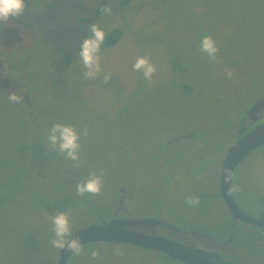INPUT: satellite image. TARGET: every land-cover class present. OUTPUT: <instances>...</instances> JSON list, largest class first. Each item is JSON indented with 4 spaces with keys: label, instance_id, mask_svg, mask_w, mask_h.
Wrapping results in <instances>:
<instances>
[{
    "label": "rangeland",
    "instance_id": "374dc122",
    "mask_svg": "<svg viewBox=\"0 0 264 264\" xmlns=\"http://www.w3.org/2000/svg\"><path fill=\"white\" fill-rule=\"evenodd\" d=\"M121 1L25 0L23 16L0 25V264L57 263L52 215L67 213L72 232L87 226L114 205L120 184L135 183L142 215L157 217L156 202L169 191L171 201L162 206L167 221L218 226L227 214L221 198L209 196L220 193L226 155L264 95V0ZM103 3L110 12L82 22ZM93 24L105 35L116 29L123 34L100 51L101 71L87 79L78 53ZM205 36L219 49L215 61L199 49ZM138 57L155 65L150 81L134 71ZM13 91L22 103L8 100ZM55 123L80 133V166L70 172L55 168L50 156L55 151L47 135ZM190 132L197 134L191 142L166 144ZM200 143L203 149L192 158L202 157L196 171L204 176L186 177L182 187L179 177L173 191L162 178H171L179 157ZM72 168L84 173L82 182L93 172L100 175V194L77 195L81 179ZM233 181L237 203L264 219V145L245 158ZM233 226L229 237L243 245L241 251L222 249L226 259L264 264V233ZM92 250L98 258H91ZM67 264L181 263L122 243H91Z\"/></svg>",
    "mask_w": 264,
    "mask_h": 264
},
{
    "label": "flooded vegetation",
    "instance_id": "af4514ba",
    "mask_svg": "<svg viewBox=\"0 0 264 264\" xmlns=\"http://www.w3.org/2000/svg\"><path fill=\"white\" fill-rule=\"evenodd\" d=\"M92 17H90V18H92ZM84 20H88V19H84ZM82 22H84L87 25V23L85 21L82 20ZM116 30H118V29H116ZM112 31H114V30H112ZM108 33H106V34H108ZM85 37H87V35ZM85 37H83V38H85ZM262 98H264V95L261 96V98L257 99V101L253 104L252 108L250 109V111L248 113L249 120H248V122H246L245 124H243L241 126V128L237 134V140H236L235 144L240 139L246 137L251 132H253L257 128L261 127L262 125H264V107L257 115H255V119H253V116L251 115L252 109L257 104V102ZM196 135L197 134H195L194 132H190L189 134H185L182 136L180 135L179 137L177 136L176 138L169 140L168 143L166 142V144L169 145V143L172 144L174 142H180L183 138H185L189 142H191L192 140L195 139ZM202 143H200L199 145L198 144H191V146L189 148L191 151H187L185 154H183L179 157V161L181 162L180 169L177 170L176 167H174L172 170V173H171V178L167 177L166 180L164 178H162V182H169L170 188L173 191H176L174 181H176V179L179 177L184 178L180 182V185L182 187V185L185 182H188L186 180V177H198V179H200V177L204 176V173L200 174L196 171V169L198 167H201V165L199 163H200L202 157H200L198 160H196V159L194 160V158H192V156L194 155L195 152L203 149ZM44 147L46 148V146H44ZM58 154L59 153L56 151H55V153H50L51 158L54 160L53 161L54 164H56V165H54L55 168H58V166H59V167L63 168L65 171L70 172L68 169H71V167H74V164L72 165L69 160H65L61 156V154L60 155H58ZM249 155H247L245 158H247ZM157 158L158 157H155V159H157ZM245 158H244V160H245ZM151 165L154 166V162H151ZM223 167H224V165H223ZM74 168H72V169L79 175V178L81 179V182H82V179L84 177V173L82 171H80V172L76 171ZM221 178H222V176H221ZM233 180H234V177H233ZM182 182H183V184H182ZM220 186H221V179H220ZM122 187H123V185L120 184L118 190L115 192V195L113 196V198L115 200L114 205L109 206L108 209H105V212L99 216L100 220H93L89 223V225H93V224L106 225V224H110L112 222H116V225L119 226L120 228H124L126 230L131 231V232H136L139 234L148 235V236H152V237H162V238L169 240L173 243H177L180 248H183L185 250L188 249L189 251L194 252L197 255H201V256H203L209 260L215 261L219 264H231L226 259L224 253L222 252V249L226 248V249H231V250L234 249V250L241 251V246L243 245L241 240H239L238 238L233 239V238L229 237L231 234L235 233L234 229L236 226H233V224L236 225L238 223H241V224H244V226L247 229L250 228L251 230L260 231V232L264 233V227H261V226L256 225V224L254 225L253 223L250 224V223L246 222L244 219L239 218L242 216L236 217L232 213V211L228 207V204L224 200V197L222 194V188H221V191L219 194L210 195L209 197L218 196L223 201L225 209H226L225 211L227 213L226 216L224 217V219L221 220V225L223 224L224 227L221 225L212 226V224L211 225H205L202 223H196V224L189 223L188 225L185 226V225H183V223H179L176 219H171V220L167 221L168 219L164 217L165 212H164L162 206H165L167 203H169L171 201L170 200L171 191L166 192L163 195L161 202H156L157 208H156L155 215H158L157 217L160 216L161 218H157V217L153 218L150 215L145 214V213L142 215V212L137 210V208L139 206L135 205L136 202H139V200L142 199L141 196L138 195V193L136 194L137 188H136L135 183L132 186H130V188H125V187L122 188ZM233 187H234V181L232 182V194H233V198H234V201L237 204V206L246 215L252 217L253 219L263 221L264 219H260V217L254 216L253 214L248 212L246 209H244V207H242L240 204L237 203V201L235 199V198H237V196L235 194V189L233 191ZM263 188L264 187L261 186L260 189H263ZM195 196L196 197H193V196L192 197L197 198V194H195ZM241 196H242V193H241ZM206 200H207V198L205 197L204 201L202 203H205ZM126 201L131 202L130 203L131 208L126 207ZM132 202H133V205H132ZM172 203H174V202L172 201ZM174 206H176V204H174ZM144 207H145L144 205L140 206V208L142 210L144 209ZM173 215L176 217V214H174V212H173ZM229 222H233L230 225L231 230L227 229ZM89 225H87V226H89ZM87 226H84L80 229L76 228L77 230H74L73 234L75 232L81 230V229H84ZM161 227L163 230H165V232L163 230H162L163 232L159 230ZM139 228H143L145 230L141 231V230H139ZM146 228H148V229H146ZM220 237L222 239L218 240V238H220ZM101 243H119V242H101ZM122 244L135 246V247L150 250V251H155L152 249H148V248H144L141 246H136V245H132V244H128V243H122ZM60 251L61 250H59V254H60ZM155 252H158V251H155ZM158 253H162V252H158ZM162 254H165V253H162ZM165 255H167V254H165ZM167 256L169 258L181 263V264H185V263H183V262H181L175 258H172L169 255H167ZM58 259H59V257H58ZM57 262H58V260H57Z\"/></svg>",
    "mask_w": 264,
    "mask_h": 264
},
{
    "label": "clouds",
    "instance_id": "9594fccd",
    "mask_svg": "<svg viewBox=\"0 0 264 264\" xmlns=\"http://www.w3.org/2000/svg\"><path fill=\"white\" fill-rule=\"evenodd\" d=\"M26 10L25 0H0V25H7L10 21L16 20L23 16ZM105 12H110V8H105ZM91 35L81 41L79 48V58L83 63L86 71L84 76L87 79H95L101 71V45L105 40V32L97 25L93 24L90 27ZM199 49L205 53L212 61L217 59L219 51L215 40L211 36H205L201 39ZM134 71L142 73L146 80H151L156 72V67L147 57H138L133 65ZM232 72H227V77H232ZM8 100L15 103H22L23 96L18 95L15 91L8 93ZM84 135H87V129L83 130ZM48 147L63 155L66 160L74 162L76 167L80 166V133L72 125L55 123L49 129L47 135ZM103 187V179L100 175L94 172L89 175V178L76 185V194L83 197L86 194L99 195ZM189 204H198V200H189ZM52 231L54 239L52 245L60 250H68L71 253H79L82 251V244L79 237H74L71 224L67 213L56 212L52 215ZM119 255L120 249H115ZM99 251L92 250L90 255L92 259L99 256Z\"/></svg>",
    "mask_w": 264,
    "mask_h": 264
},
{
    "label": "water",
    "instance_id": "95a60500",
    "mask_svg": "<svg viewBox=\"0 0 264 264\" xmlns=\"http://www.w3.org/2000/svg\"><path fill=\"white\" fill-rule=\"evenodd\" d=\"M263 107L264 98L260 99L252 109L251 115L253 119H255V115H257ZM263 144L264 125L240 139L230 148L224 162L221 178L222 194L232 213L236 217L242 216L239 218L244 219L250 224L253 223L261 227H264V220H256L246 215L235 203L232 194V182L235 171L244 158ZM75 237L80 238L82 246L101 242L128 243L165 253L185 264H219L201 255H197L188 249L185 250L180 248L177 243H173L162 237H152L120 228L116 225V222L106 225H89L75 232L73 238ZM72 255L73 253L68 250H61L57 264H67Z\"/></svg>",
    "mask_w": 264,
    "mask_h": 264
},
{
    "label": "trees",
    "instance_id": "16d2710c",
    "mask_svg": "<svg viewBox=\"0 0 264 264\" xmlns=\"http://www.w3.org/2000/svg\"><path fill=\"white\" fill-rule=\"evenodd\" d=\"M127 1L129 0H122V4L123 6H125L127 3ZM104 9V3L102 5H100L97 9H96V12L93 14V17L88 19V20H84L82 19L83 21H85L87 24L91 23V22H94L96 21L97 19H99L102 15V11ZM122 30L118 29V30H114V31H111L109 32L108 34L105 35V40H104V43L101 45V50L100 51H103L105 49H108L110 47H113L115 46L122 38ZM191 90V89H190Z\"/></svg>",
    "mask_w": 264,
    "mask_h": 264
},
{
    "label": "crops",
    "instance_id": "0c3cea01",
    "mask_svg": "<svg viewBox=\"0 0 264 264\" xmlns=\"http://www.w3.org/2000/svg\"><path fill=\"white\" fill-rule=\"evenodd\" d=\"M59 250H60V249H58V253H59ZM55 264H57V263H55Z\"/></svg>",
    "mask_w": 264,
    "mask_h": 264
}]
</instances>
